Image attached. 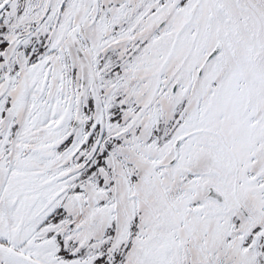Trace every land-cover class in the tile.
Segmentation results:
<instances>
[{
	"label": "snow or ice",
	"instance_id": "1",
	"mask_svg": "<svg viewBox=\"0 0 264 264\" xmlns=\"http://www.w3.org/2000/svg\"><path fill=\"white\" fill-rule=\"evenodd\" d=\"M0 264H264V0H0Z\"/></svg>",
	"mask_w": 264,
	"mask_h": 264
}]
</instances>
